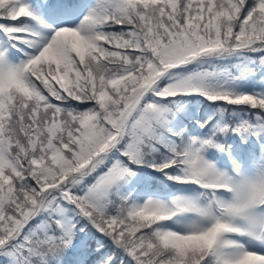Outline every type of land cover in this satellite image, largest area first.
<instances>
[{
    "label": "snow or ice",
    "instance_id": "6c2138e0",
    "mask_svg": "<svg viewBox=\"0 0 264 264\" xmlns=\"http://www.w3.org/2000/svg\"><path fill=\"white\" fill-rule=\"evenodd\" d=\"M0 264H264V0H0Z\"/></svg>",
    "mask_w": 264,
    "mask_h": 264
}]
</instances>
